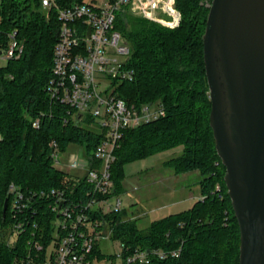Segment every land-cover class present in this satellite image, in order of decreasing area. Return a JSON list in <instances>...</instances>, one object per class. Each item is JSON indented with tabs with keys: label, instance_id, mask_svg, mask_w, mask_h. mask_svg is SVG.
<instances>
[{
	"label": "trees",
	"instance_id": "obj_1",
	"mask_svg": "<svg viewBox=\"0 0 264 264\" xmlns=\"http://www.w3.org/2000/svg\"><path fill=\"white\" fill-rule=\"evenodd\" d=\"M211 4L212 0H176L182 13L176 28L128 10L117 15L116 28L131 46L128 64L135 76L115 82L114 93L128 103L162 102L167 113L124 130L111 167L114 192L123 189L125 164L178 145L183 152L165 165L177 174L197 170L202 176L201 196L189 209L155 220L147 228H140L126 209L103 216L111 240L122 244L125 252L182 247L180 256H154L150 264L240 263L241 231L210 125L203 35ZM59 29L58 10L44 8L42 0L0 2V47L7 45V33L13 30L23 46L20 57L0 66V264H38L57 245V215L49 208L52 199L38 193L65 188L70 195L74 192L73 197L84 198L87 185H75L74 174L54 163L49 143L57 139L63 150L71 144L84 145L92 154L103 136L92 115L73 120L69 108L52 101L47 91ZM36 119L41 121L39 128L33 125ZM12 184L26 197L37 193L24 200V209L14 206ZM93 217L102 219L98 213ZM38 244L44 248L40 258ZM89 259L115 263L116 255L103 252L97 241Z\"/></svg>",
	"mask_w": 264,
	"mask_h": 264
},
{
	"label": "built area",
	"instance_id": "obj_2",
	"mask_svg": "<svg viewBox=\"0 0 264 264\" xmlns=\"http://www.w3.org/2000/svg\"><path fill=\"white\" fill-rule=\"evenodd\" d=\"M96 3L97 0H42L44 8L58 10L60 20L52 75L47 84L51 100L67 106L77 122L92 115L103 134L92 154L79 144H75L77 152L68 154L67 165L78 171L73 173V183L87 185L84 198L73 197L74 192L70 195L65 188L38 193V197L52 199L49 208L57 215L54 233L57 245L49 251L50 257L44 264H150L154 256L178 257L181 246L168 250L136 248L125 252L124 246L118 243L120 249L114 252L115 263L89 259L97 241L104 237L111 239L103 216L122 209V200L114 192L111 167L124 130L152 122L167 113L162 102L128 103L114 93L115 82L133 80L135 76V70L128 64L131 46L116 28L117 15L128 10L170 28L178 27L182 21L176 0H109L102 6ZM7 36L8 43L0 47V56L8 62L21 56L23 46L16 30L8 32ZM33 125L39 128L40 119L34 120ZM49 146L54 163L64 164L61 156L67 149H61L57 139ZM11 191L15 193L14 206L19 210L25 208L24 200H32L37 194L26 197L14 184ZM111 198H116L114 203L109 202ZM96 213L101 214L102 219L94 218Z\"/></svg>",
	"mask_w": 264,
	"mask_h": 264
},
{
	"label": "water",
	"instance_id": "obj_3",
	"mask_svg": "<svg viewBox=\"0 0 264 264\" xmlns=\"http://www.w3.org/2000/svg\"><path fill=\"white\" fill-rule=\"evenodd\" d=\"M203 43L210 125L241 231L239 264H264V0H212Z\"/></svg>",
	"mask_w": 264,
	"mask_h": 264
},
{
	"label": "rangeland",
	"instance_id": "obj_4",
	"mask_svg": "<svg viewBox=\"0 0 264 264\" xmlns=\"http://www.w3.org/2000/svg\"><path fill=\"white\" fill-rule=\"evenodd\" d=\"M108 2L109 0H97L96 4L102 6ZM206 5L210 6V3L207 2ZM6 63L7 60L0 56V66ZM76 148L77 145L71 144L66 152L62 153L61 159L64 164L57 165L60 169L70 173L78 172L67 165L68 154L77 152ZM182 152L183 146L178 145L124 165L123 189L117 192L116 197H120L121 208L126 209L129 216L137 219L140 228H147L155 220L189 209L201 196L199 182L202 176L199 171L177 174L165 165L167 160ZM115 200L116 198H111L109 202L114 203ZM10 239L14 240L15 236L11 235ZM100 247L105 253H114L120 249L118 242L109 237L100 240ZM43 249L42 244L36 245L38 258ZM35 258L36 256L34 260ZM37 262L44 264L45 261L40 258Z\"/></svg>",
	"mask_w": 264,
	"mask_h": 264
}]
</instances>
